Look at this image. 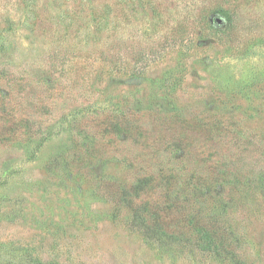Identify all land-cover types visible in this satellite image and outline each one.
<instances>
[{"label":"rangeland","instance_id":"374dc122","mask_svg":"<svg viewBox=\"0 0 264 264\" xmlns=\"http://www.w3.org/2000/svg\"><path fill=\"white\" fill-rule=\"evenodd\" d=\"M160 167L206 192L178 188V242L124 203ZM193 217L230 253L197 247ZM0 264H264V0H0Z\"/></svg>","mask_w":264,"mask_h":264},{"label":"trees","instance_id":"16d2710c","mask_svg":"<svg viewBox=\"0 0 264 264\" xmlns=\"http://www.w3.org/2000/svg\"><path fill=\"white\" fill-rule=\"evenodd\" d=\"M213 10L215 12H219L224 17H226L228 23L222 28L221 32H223L225 35L228 36V32H230L232 21L234 18V12L229 11L228 9H225L223 7L215 8ZM207 26L209 27V34H212L213 32H218V33L220 32V30L215 25H211L210 23H208ZM185 29L186 28H184L181 24H179L178 27H176L175 29V35H173V37L182 38L183 35L185 36V33H182L185 32ZM116 126H117L116 124L111 125L112 127L111 131L113 130L115 133H117L115 129H119V126L118 127ZM185 126H190L191 128L193 125H185ZM198 126L204 128L206 125H198ZM181 127L183 128L184 126L181 125ZM140 128L142 127L136 128L135 129L136 133L134 134L137 139H139L140 141L141 140L144 141L146 140L147 135L145 134V130L142 131ZM126 130L128 131L129 129L124 128L123 132L126 133ZM132 131L133 130L129 132ZM206 131L212 134L213 128L207 125ZM182 133H179V135L183 136ZM169 143H167L166 149L178 153L181 152L190 153L192 151L190 147H194V143L190 141L178 140L174 144H169ZM162 170L163 168L160 167L155 172L147 173L145 175H141L137 177L135 181L131 185H129L128 188L127 187L124 188L123 198H125L124 203L127 204L131 209L132 222L136 226L140 227L141 230L144 232V234L147 235L149 239H155L160 242L173 243L180 241L179 239L180 234H176L175 232L176 229L174 230L170 228L169 223L164 222L163 219L164 218L166 219L168 218V216H170V212L172 211L173 207L178 206L179 204L178 201H180L182 198L181 195L179 194L178 188L179 187L181 189L185 188L184 191L190 192V195H193L195 198L197 197V199L199 198L198 197L199 195L205 196L206 192H203L204 190L200 191L189 187L188 185L192 183L186 179H181L178 175V170H176L175 168L173 169L169 168L168 171H165L166 173L164 174L162 173ZM158 186L161 187V189L164 191V196L167 200L166 205L162 207L160 206L161 205L160 202H156V204L154 205L153 201H151L150 199H145L140 201L139 204H134L133 202L134 198H140L143 194H150L151 191L155 190ZM164 211H165L164 214L165 216L162 217L161 212L163 213ZM188 221H189V226L197 235V238L195 236L194 238L195 240L193 241L194 243H196L197 247H199L203 251L208 250L215 254H218L222 251H225L228 254L230 253L229 249L227 248V243L225 242L221 233H219L218 229L215 228L213 224L211 225V222L208 219H205L203 217L196 219L195 217H193L190 218ZM182 224H177L179 225L178 226L179 232H181L180 227ZM164 238H167L166 239L167 241ZM226 248L228 250H226ZM230 256H235V253H232Z\"/></svg>","mask_w":264,"mask_h":264}]
</instances>
